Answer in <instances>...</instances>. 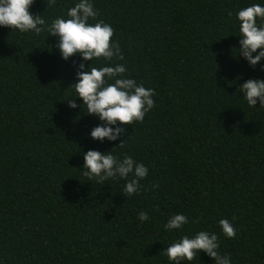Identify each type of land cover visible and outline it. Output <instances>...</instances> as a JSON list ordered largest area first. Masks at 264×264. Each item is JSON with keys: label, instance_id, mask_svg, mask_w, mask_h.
I'll list each match as a JSON object with an SVG mask.
<instances>
[{"label": "trees", "instance_id": "obj_1", "mask_svg": "<svg viewBox=\"0 0 264 264\" xmlns=\"http://www.w3.org/2000/svg\"><path fill=\"white\" fill-rule=\"evenodd\" d=\"M75 2L34 0L28 11L48 23ZM261 2L92 0L123 55L112 63L155 93L143 121L124 125L120 147L90 139L97 118L79 98L74 110L64 100L80 58L62 60L46 31L0 27L3 264H169L162 250L201 230L217 235L230 264H264V107H249L238 89L264 72L236 54L235 22L240 8ZM89 149L143 163L138 194L124 193L119 178L88 181L81 166ZM140 211L149 219L140 222ZM176 213L188 223L166 231ZM192 264L214 261L199 251Z\"/></svg>", "mask_w": 264, "mask_h": 264}, {"label": "clouds", "instance_id": "obj_2", "mask_svg": "<svg viewBox=\"0 0 264 264\" xmlns=\"http://www.w3.org/2000/svg\"><path fill=\"white\" fill-rule=\"evenodd\" d=\"M34 0H0V27H8L19 33L40 34L46 31L48 36L55 37V47L62 60L67 61L74 55L80 58L75 64V83L69 86L73 90L67 101L69 109H76V98L81 103L80 109L86 111L99 121L88 132V137L104 143L120 141L125 135L124 125L142 122L145 114L154 105V90L144 87L142 83L125 75L126 67L122 63H112L113 58L123 60L121 49L113 37V28L103 20L96 19L98 10L93 7L92 0H78L68 7L66 13L57 16L50 22L34 16L28 9ZM231 15V14H230ZM94 20V23H90ZM238 25L239 47L236 54L247 62L249 67L264 72V0L251 3L240 8L235 14ZM103 60L99 66H92L93 61ZM85 61H90L85 65ZM242 98L249 107L259 102L264 107V79H248L240 84ZM81 170L88 181L105 184L109 179L119 178L125 181L123 191L127 195L138 194L139 181L148 174V168L135 161L129 155L122 158L112 151L100 152L89 149L83 152ZM140 222L149 219L147 212L137 214ZM188 223L182 213L171 215L163 227L166 231L179 232ZM219 227L226 238H233L236 230L227 219L218 221ZM218 239L215 233L206 230L197 231L194 235H181L162 251L169 264H192L194 256L202 251L214 264H230L229 254H220ZM0 264H3L0 261Z\"/></svg>", "mask_w": 264, "mask_h": 264}]
</instances>
